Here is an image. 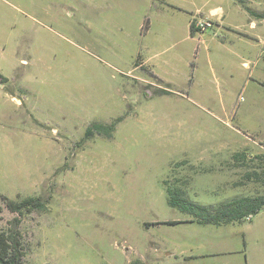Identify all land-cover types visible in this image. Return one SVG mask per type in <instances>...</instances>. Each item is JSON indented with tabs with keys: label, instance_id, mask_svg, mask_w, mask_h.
<instances>
[{
	"label": "rangeland",
	"instance_id": "1",
	"mask_svg": "<svg viewBox=\"0 0 264 264\" xmlns=\"http://www.w3.org/2000/svg\"><path fill=\"white\" fill-rule=\"evenodd\" d=\"M263 172L264 0H0V228L6 198L47 201L25 264H264V205L202 225L166 194L264 195Z\"/></svg>",
	"mask_w": 264,
	"mask_h": 264
},
{
	"label": "trees",
	"instance_id": "2",
	"mask_svg": "<svg viewBox=\"0 0 264 264\" xmlns=\"http://www.w3.org/2000/svg\"><path fill=\"white\" fill-rule=\"evenodd\" d=\"M146 28L147 22L142 26L143 30H146ZM193 30V20H191V34ZM119 120L120 118H117L110 123L91 122L85 128L81 141L90 139L95 134L110 138ZM252 174L255 175L256 179L261 176V173L257 172H253ZM163 183L165 184V182ZM166 194L169 206L190 215L195 222L202 225H222L239 222L248 215L258 213L264 205V195H236L226 201L203 205L190 200L185 191L177 186L173 188L166 186ZM6 202L13 216L0 228V264H25L24 259L28 245L19 229L21 219L34 210H45L47 201L40 196H27L20 199L6 198ZM177 223L179 221L155 222V224L171 225Z\"/></svg>",
	"mask_w": 264,
	"mask_h": 264
},
{
	"label": "crops",
	"instance_id": "3",
	"mask_svg": "<svg viewBox=\"0 0 264 264\" xmlns=\"http://www.w3.org/2000/svg\"><path fill=\"white\" fill-rule=\"evenodd\" d=\"M93 1V0H92ZM94 1H96V0H94ZM217 8L218 7H214V8H212V9H210V13L212 14L215 10H217ZM219 16H221V15H219ZM196 16L195 15H193L192 13H190V18H189V20H188V34H187V36H186V38H191V36H193V33H196L197 31H194L193 30V33L191 34L190 33V21L193 19V18H195ZM253 30H256V28H257V24L256 23H250V25H249ZM200 33V32H199ZM253 35H257V32H255ZM198 40H200V39H198ZM197 51H198V49H197ZM196 56H197V53H196ZM146 61H147V59H146ZM244 65H245V63H243ZM239 174V173H238ZM249 180H248V182L247 183H249V181L251 180V178H248ZM253 218V216L251 217V219ZM247 263L248 264H256V263H254V262H252V260L251 259H248L247 260Z\"/></svg>",
	"mask_w": 264,
	"mask_h": 264
},
{
	"label": "built area",
	"instance_id": "4",
	"mask_svg": "<svg viewBox=\"0 0 264 264\" xmlns=\"http://www.w3.org/2000/svg\"><path fill=\"white\" fill-rule=\"evenodd\" d=\"M206 25H208V23H203L200 21L196 25V30L203 31L205 29ZM247 217L250 218L251 215H248Z\"/></svg>",
	"mask_w": 264,
	"mask_h": 264
}]
</instances>
